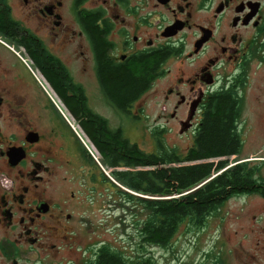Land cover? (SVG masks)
<instances>
[{
  "label": "flooded vegetation",
  "instance_id": "flooded-vegetation-1",
  "mask_svg": "<svg viewBox=\"0 0 264 264\" xmlns=\"http://www.w3.org/2000/svg\"><path fill=\"white\" fill-rule=\"evenodd\" d=\"M254 59L264 61V0H0V264L114 255L128 264L103 224L129 202L112 180L128 167L113 165L85 126L99 143L113 149L117 136L127 147L131 108L158 93V118L195 134L209 95L220 83L244 85ZM105 66L142 78L133 99L111 97ZM238 163H247L248 184L205 219L235 198L251 218V249L264 256V225L255 224L264 173L245 157ZM234 251L249 257L243 245Z\"/></svg>",
  "mask_w": 264,
  "mask_h": 264
},
{
  "label": "trees",
  "instance_id": "trees-1",
  "mask_svg": "<svg viewBox=\"0 0 264 264\" xmlns=\"http://www.w3.org/2000/svg\"><path fill=\"white\" fill-rule=\"evenodd\" d=\"M151 67L152 62L146 58L147 83L152 76ZM131 70L127 67L104 68L103 80L109 94L122 104L133 99L141 87L142 78L138 75L134 77ZM237 89L235 82L229 83L209 95L193 144L183 153L161 142L149 152L132 142L126 147V142L117 136L113 137L114 147L111 149L110 145L99 143L95 132L85 126L96 145L103 152L111 153L113 165L122 163L128 167L114 170L113 178L118 183L135 193L159 196L135 197L136 204L148 210V216L139 229L147 243L166 246L181 221L189 218L193 223L200 224L220 200L243 190V186L248 184V173L244 172L247 163L237 162L228 166V158L236 156L242 146L237 128L240 115ZM211 158L218 160L207 161ZM206 179L208 181L201 184ZM126 194L130 200L132 195ZM148 263V258L132 261V264ZM102 264H119V261L114 255Z\"/></svg>",
  "mask_w": 264,
  "mask_h": 264
},
{
  "label": "rangeland",
  "instance_id": "rangeland-1",
  "mask_svg": "<svg viewBox=\"0 0 264 264\" xmlns=\"http://www.w3.org/2000/svg\"><path fill=\"white\" fill-rule=\"evenodd\" d=\"M222 84L219 86H226L228 83ZM237 93L240 97L237 128L243 146L239 157L228 158V166L236 164L240 157H245L260 165L264 173V61L254 59L250 63L245 84L238 86ZM131 109L129 129L126 133L130 142L136 143L140 149L154 151L158 142H161L169 148H174L178 153H183L193 144L194 134L179 133L178 125L173 130L172 125L165 123L163 117L158 118L162 112L158 93L146 94ZM208 160L216 162L218 158ZM113 183L116 188L124 191L123 195L118 192L115 195L116 198H121V203L122 198L126 199L128 196L126 192L132 197L127 204L125 203L124 213L118 212L114 220H104L103 224L107 230L106 234L109 237L113 236L120 252L125 254L126 260L128 259V264H132L133 259L145 258L149 259L148 264H214L217 256L222 259L221 264H264L262 251L251 249L255 246L253 244L255 232L249 226L252 223L251 218L243 215L235 198L227 200L214 217L207 218L200 224L193 223L189 218L181 221L169 243L160 246L144 241L142 231L139 229L142 221L148 216V210L136 204L138 201L135 199L138 196L153 198L159 196L132 192L115 179ZM176 196L179 195L172 197ZM255 220V224L264 225V212L257 215ZM238 245H243L248 251L247 259L241 257V261L239 260L238 253L234 251Z\"/></svg>",
  "mask_w": 264,
  "mask_h": 264
},
{
  "label": "water",
  "instance_id": "water-1",
  "mask_svg": "<svg viewBox=\"0 0 264 264\" xmlns=\"http://www.w3.org/2000/svg\"><path fill=\"white\" fill-rule=\"evenodd\" d=\"M188 128V125H184L180 128L179 133H183Z\"/></svg>",
  "mask_w": 264,
  "mask_h": 264
},
{
  "label": "built area",
  "instance_id": "built-area-1",
  "mask_svg": "<svg viewBox=\"0 0 264 264\" xmlns=\"http://www.w3.org/2000/svg\"><path fill=\"white\" fill-rule=\"evenodd\" d=\"M59 110H60V109H59ZM86 147L88 148L89 152H91V154H92V156L94 157V159H96V156H95V154L91 151V148H90L88 145H86Z\"/></svg>",
  "mask_w": 264,
  "mask_h": 264
}]
</instances>
